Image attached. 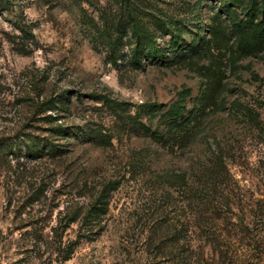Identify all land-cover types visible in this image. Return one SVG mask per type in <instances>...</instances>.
Instances as JSON below:
<instances>
[{"label":"rangeland","instance_id":"rangeland-1","mask_svg":"<svg viewBox=\"0 0 264 264\" xmlns=\"http://www.w3.org/2000/svg\"><path fill=\"white\" fill-rule=\"evenodd\" d=\"M132 7L164 57L133 62L122 0H0V264H264V48L219 0Z\"/></svg>","mask_w":264,"mask_h":264},{"label":"trees","instance_id":"trees-1","mask_svg":"<svg viewBox=\"0 0 264 264\" xmlns=\"http://www.w3.org/2000/svg\"><path fill=\"white\" fill-rule=\"evenodd\" d=\"M224 5V12L227 19H229V27L235 36V42L237 43L240 53L245 55L258 54L261 48H264V0H246V9L253 17L260 15V18L254 20H243L237 15L238 6L243 5L245 0H219ZM125 8L127 9V18L131 25V33L134 39V46L132 49L133 62L141 64L143 57L156 58L164 57L167 49L157 45V37L154 30L143 21L135 12L132 7V0H122ZM162 26L167 31V28L173 32L174 29L168 27L167 22H163ZM176 41L175 45H179L180 38L182 36L181 29H175ZM113 43L114 39H110ZM180 46V45H179ZM178 47V46H177ZM216 83H211L209 86L208 94H213L216 91ZM95 97L101 98L109 103H115V99L106 93H94ZM184 103L178 102L174 104L168 111L167 116L170 120V130H179L186 126L184 122ZM55 130L66 131L67 127L59 125ZM67 132V131H66ZM170 180L173 185L182 192H188L190 190L197 191L196 187L190 186L186 179V176L182 172L173 171L170 173ZM116 187V181H109L98 193V196L94 202L95 212L105 213L108 209L111 190ZM215 210V208H213ZM212 233H215L213 231Z\"/></svg>","mask_w":264,"mask_h":264}]
</instances>
